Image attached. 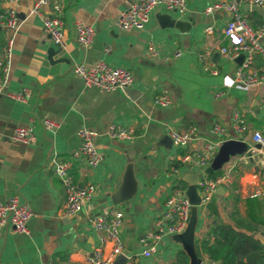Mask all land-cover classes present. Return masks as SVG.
<instances>
[{"label": "crops", "instance_id": "0c3cea01", "mask_svg": "<svg viewBox=\"0 0 264 264\" xmlns=\"http://www.w3.org/2000/svg\"><path fill=\"white\" fill-rule=\"evenodd\" d=\"M36 1L20 0L16 4L20 18L16 31L0 27V75L2 49L12 38L9 70L0 94V201L18 194L32 212L28 233L17 234L10 228L0 233V264H88L87 257L98 244L89 218L110 208L123 212L124 250L134 255L138 264L176 262L183 251L179 243L163 237L152 257L145 259L140 255L144 245L139 239L155 229L172 190H185L188 175H202L195 161L183 162L182 156L214 140L210 132L214 123L222 124L231 138L245 141L249 148L257 144L252 142L253 132L258 131L264 139V81L253 87L234 83L239 64L220 52L227 46L223 28L229 13L222 9L205 11L214 2L228 0H186L183 11L157 7L143 29L129 30L118 28L114 22L135 0H56L63 10L64 46L53 59L68 60L57 63L47 58L46 49L54 43L44 29L42 17L30 12ZM9 4L1 0L0 10L11 7ZM238 6L253 26L264 24V4L239 2ZM41 12L48 15L49 6L43 5ZM173 20L184 23L172 26ZM78 21L94 28V40L86 48L76 42ZM208 26L213 27L212 33L206 32ZM149 43L155 55L148 52ZM175 51L181 52L179 57H172ZM98 61L131 71V97L122 88L103 91L84 86L74 66L89 67ZM251 66L264 73V56L254 54ZM24 86L30 89L26 101L12 96ZM163 91L172 99L170 106L153 103ZM219 91L224 94L216 96ZM235 109L247 125L243 136L231 130ZM43 118L56 121L57 128L45 130ZM113 123L132 130L134 137L111 139L107 128ZM25 125L32 127L34 143L12 138L14 129ZM80 127L95 133L93 144L103 156L96 166L71 156L80 145L76 135ZM190 127L197 128V136L187 148L174 146L166 137L171 130L181 132ZM53 155L71 161L70 173L75 182H91L97 188L88 206L71 216L63 213L65 193L52 169ZM244 156L247 154L231 157L223 165L226 168L235 164L233 181L199 208L196 239L211 236L213 226L224 222L252 234L264 246V223L249 218L246 203L255 196L260 203L255 212L264 217V144L253 159ZM175 162L181 166L176 168ZM128 163L132 164L134 185L126 190L127 199L113 204L108 194L120 183ZM256 166L260 171L255 170ZM256 191L261 194L255 195ZM109 249L107 243L105 253ZM201 257V264H221L206 255ZM251 257L256 264L264 263L263 254L259 259L252 253Z\"/></svg>", "mask_w": 264, "mask_h": 264}, {"label": "built area", "instance_id": "2783aa9c", "mask_svg": "<svg viewBox=\"0 0 264 264\" xmlns=\"http://www.w3.org/2000/svg\"><path fill=\"white\" fill-rule=\"evenodd\" d=\"M1 1V0H0ZM11 4H18L20 0H2ZM260 6L264 0H228L214 2L205 9L206 13H213L218 10H225L229 13V18L223 28L224 38L227 40V46L220 49L221 54L235 60L240 54H244L243 61L234 71V83L246 87L256 86L264 81V73L253 69L251 64L254 54L259 53L264 56V24L253 26L240 10L238 3ZM43 5L49 6L48 15H42ZM157 7H163L168 11H183L186 7V0H135L131 2L126 9L120 12L114 24L124 30L143 29L149 21L151 14ZM30 12L40 15L44 29L50 35L54 44L64 46L63 29L64 19L61 5L56 0H37L31 7ZM20 18L18 12L13 7H6L0 10V27L17 30ZM76 42L81 48H86L94 40V28L91 25L82 22H76ZM213 27H206L207 33H212ZM12 38L8 39L2 49L3 63L0 77V94L3 93V83L6 81L9 62L11 57ZM147 50L155 55L156 50L152 43H149ZM180 51H175L172 57H179ZM166 58H169L166 57ZM74 71L77 73L85 87H97L103 91H110L115 88H128L134 80L130 70L113 66L104 61H98L93 66H84L76 64ZM215 72V71H214ZM224 91H219L216 96H222ZM30 95V89L26 86L21 87L12 94L18 100L26 101ZM153 103L160 107L170 106L172 99L167 91L156 95ZM41 124L45 130H55L58 126L56 121L50 118L41 119ZM231 130L238 136H243L247 131V125L240 112L235 109L231 114ZM210 132L214 135V140L205 141L193 153L187 152L182 156L183 162L195 161L198 167V193L200 195V207L206 206L216 193L217 187H223L233 181L235 164L222 168L221 172L215 177H208L203 173L212 159L213 153L220 144L231 139L229 131L222 124L214 123ZM80 139V145L75 149L71 156L73 158H83L89 166L98 165L103 156L99 153L94 144V131L80 127L76 131ZM107 135L114 140H131L134 135L132 130L116 124H110L107 128ZM171 143L179 148H187L197 136V128L190 127L186 131L171 130L168 132ZM12 138L23 143H34L36 141L35 133L30 125L18 126L14 129ZM235 139V138H233ZM252 142L260 145V148L248 147L247 156L244 158L253 159L255 153L261 149L264 144L262 135L255 131L252 133ZM54 174L60 179L65 193V202L63 213L65 216H71L86 208L97 191L94 183L79 184L74 181L71 173V161L53 155L50 159ZM247 161V160H246ZM176 171V169H174ZM256 191L255 195H260ZM191 203L184 194V190L175 188L168 195L164 202V208L161 215L155 223V229L144 233L139 241L144 245L140 255L145 259H150L156 250V244L163 237H170L184 231L190 217ZM32 212L26 202L20 201L18 194H13L6 201H0V233L7 231L8 228L17 234L28 233V224ZM90 225L98 237V244L95 246L92 254L87 257L88 264H111L119 254H124L126 260L124 264H138L134 255L124 253V242L121 234L123 225V212L119 209L110 208L105 212L92 214L89 218ZM107 243L110 249L105 253Z\"/></svg>", "mask_w": 264, "mask_h": 264}, {"label": "water", "instance_id": "95a60500", "mask_svg": "<svg viewBox=\"0 0 264 264\" xmlns=\"http://www.w3.org/2000/svg\"><path fill=\"white\" fill-rule=\"evenodd\" d=\"M184 23V21H176L173 20L172 26L176 25L177 23ZM177 27V26H176ZM63 46L53 44L46 49L47 58L50 63H57V62H66L68 61L65 57H60L58 59H53L54 55L60 53L62 51ZM244 54H240L235 61L240 64L243 61ZM128 95L131 97L132 93L129 88H125ZM166 137L171 142V139L166 135ZM256 147L260 148L259 144L255 145ZM248 144L239 139H226L224 140L217 150L213 153L212 159L210 160L207 167L203 169V173L211 174L215 171H220L223 168V165L227 163L231 157L236 155H242L245 153H249L248 151ZM256 171H260V167H255ZM262 173V180L264 184V170L261 171ZM188 185L184 190V194L188 197L191 208H190V217L188 224L183 232L178 234H173L169 238L175 243H179L182 247V250L187 255L189 262L188 264H201L202 257L198 256L196 251V238H195V230L198 224V210L200 208V195L198 193V180L199 176L197 174H190L187 176ZM134 185V176H133V168L132 164L128 163L124 168V173L120 183L117 187L108 194L111 202L113 204L120 203L128 198V193H125L127 189H130ZM222 187H217L216 193L222 192ZM126 260V256L124 254H119L113 260L111 264H124Z\"/></svg>", "mask_w": 264, "mask_h": 264}, {"label": "trees", "instance_id": "16d2710c", "mask_svg": "<svg viewBox=\"0 0 264 264\" xmlns=\"http://www.w3.org/2000/svg\"><path fill=\"white\" fill-rule=\"evenodd\" d=\"M174 166L178 168L181 163L175 162ZM220 172L221 170L215 171L207 174V176L215 177ZM246 203L249 218L252 221L264 223V217L258 216L255 212V208L260 204L255 196L248 198ZM243 226L250 230L249 225L243 224ZM195 246L198 256L206 255L209 260L213 262L220 261L221 264H256V260L251 257V253L252 255H259L258 259L261 258L262 254L264 257V246L257 239H254L252 234L238 231L224 222L213 226L211 236L197 238ZM244 257H247V259L244 260ZM187 261L186 254L181 251L179 259L172 264H187Z\"/></svg>", "mask_w": 264, "mask_h": 264}, {"label": "rangeland", "instance_id": "374dc122", "mask_svg": "<svg viewBox=\"0 0 264 264\" xmlns=\"http://www.w3.org/2000/svg\"><path fill=\"white\" fill-rule=\"evenodd\" d=\"M8 5V4H7ZM11 7L15 8L16 7V4H9ZM11 31H13V29H10ZM161 251V250H160ZM124 253L125 254H129V251L128 250H124ZM157 257H159V254L157 255Z\"/></svg>", "mask_w": 264, "mask_h": 264}]
</instances>
